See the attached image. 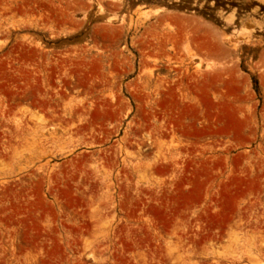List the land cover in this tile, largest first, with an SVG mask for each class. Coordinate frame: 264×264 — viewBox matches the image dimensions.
I'll list each match as a JSON object with an SVG mask.
<instances>
[{
    "label": "rangeland",
    "instance_id": "374dc122",
    "mask_svg": "<svg viewBox=\"0 0 264 264\" xmlns=\"http://www.w3.org/2000/svg\"><path fill=\"white\" fill-rule=\"evenodd\" d=\"M0 264H264V0H0Z\"/></svg>",
    "mask_w": 264,
    "mask_h": 264
}]
</instances>
